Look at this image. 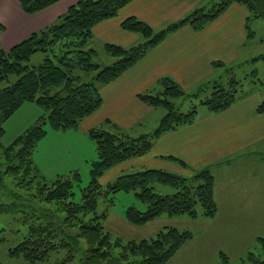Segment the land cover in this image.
<instances>
[{"label": "trees", "instance_id": "trees-1", "mask_svg": "<svg viewBox=\"0 0 264 264\" xmlns=\"http://www.w3.org/2000/svg\"><path fill=\"white\" fill-rule=\"evenodd\" d=\"M17 1L26 15L35 16L63 0ZM134 1L83 0L72 6L55 24L29 36L8 52L0 44V155L3 156V166L6 167L1 174H12L22 180V183L26 182V185L37 186L38 194L35 197L51 207L41 209L35 214L36 222L29 227L24 240L10 250L11 258H23L35 264L47 262L53 255L66 252V259L62 264L74 262L78 253L83 254V264H168L193 238L190 232L167 228L151 241L124 245L121 240H113L102 225L106 215L97 216L98 199L103 195L135 192L136 198L146 207L145 211L132 207L126 212V219L135 226H144L162 215L213 219L218 213L214 197L215 177L209 169L201 170L190 178L147 169L118 178L106 191L101 179L115 167L149 154L154 142L161 135L193 123L198 114V106H194L192 112L186 115L175 108L172 100L183 97L199 98L212 86L211 97L202 101L201 106L213 113L232 107L238 100L242 83L237 81L233 73L229 74V71L225 83H206L190 96H186L169 79H164L160 84L165 88L163 94L140 96V100L146 105L168 111L152 135L132 138L120 134L121 128L110 121L91 130L89 136L95 143L98 159L91 165V183L81 191L80 203L75 202L74 192L76 187H80L79 172L58 177L48 184L34 162L37 147L48 134L47 126L57 132L78 129L84 119L101 108L103 101L99 87L119 79L171 33L185 26L201 32L233 5L245 7L249 13L261 16L260 0H219L210 11L197 10L156 35L147 23L136 18L127 19L121 28L140 35L146 41L128 49L107 44L106 51L117 62L100 70L93 63L97 56L96 51H85L93 38V30L99 24L116 18L123 8ZM3 30L1 25L0 33ZM38 53L43 54V62L37 66L29 65ZM80 72H97V75L93 82L84 83ZM27 103L41 107L47 116L41 117L10 148L2 150L5 129L1 124L11 119ZM257 113L264 114V103L258 107ZM197 182L200 184L196 185ZM154 184L171 186L176 193L172 196H159L154 192ZM111 203L114 204L113 200ZM198 208L202 210L201 215ZM0 211L6 210L0 207ZM4 234L0 230V245L6 242ZM259 241L264 248V239ZM116 249H122L118 258L114 256ZM221 257L224 264H229L224 254ZM248 258L254 264H264V261H260L253 254ZM136 259H140V262L135 261Z\"/></svg>", "mask_w": 264, "mask_h": 264}, {"label": "crops", "instance_id": "crops-1", "mask_svg": "<svg viewBox=\"0 0 264 264\" xmlns=\"http://www.w3.org/2000/svg\"><path fill=\"white\" fill-rule=\"evenodd\" d=\"M81 1L63 0L36 15V21L31 22L17 0H0V24L5 33L10 34L7 40L12 45L11 49L29 36L55 24ZM216 1L135 0L123 8L116 18L99 24L95 30L108 35L112 32L113 37L109 36L107 42L128 49L141 44L143 40L138 34L122 30L121 25L127 19L136 18L155 31H163L197 10L209 9ZM247 11L245 7L233 5L201 32L185 26L171 33L119 79L99 87L103 103L96 113L84 119L78 129L55 133V138L71 136L72 144L75 145L79 139L90 138L89 132L104 126L107 121L124 129L137 124L143 128L142 136L152 135L145 131V123L158 109L146 105L140 96L156 95L164 79L173 81L186 92L194 91L206 83L224 81L222 71L226 67L249 59ZM262 103L242 99L220 113L207 109L197 114L192 124L161 135L149 154L115 168L123 171L141 166L184 178L209 169L215 177L214 197L219 214L232 207L234 196L238 194L228 177L233 161L250 150L256 152L264 147V114L257 113ZM256 193L260 199L261 194Z\"/></svg>", "mask_w": 264, "mask_h": 264}, {"label": "rangeland", "instance_id": "rangeland-1", "mask_svg": "<svg viewBox=\"0 0 264 264\" xmlns=\"http://www.w3.org/2000/svg\"><path fill=\"white\" fill-rule=\"evenodd\" d=\"M218 2L219 0L216 1V3ZM213 6L211 5L207 10L210 11ZM260 8L261 16L253 15L247 11L249 13V20L246 23L248 50H250L249 59L244 63L240 62L226 67V70L222 71L224 81L229 77L227 74L229 71V74L233 73L237 81L242 83L241 91L237 97L238 101L245 99L251 100V103H264V59H261L264 57V0H260ZM256 16L259 17L256 18ZM29 17L31 22L36 21V15ZM95 29L93 38L85 47V51H96L97 56L94 57L93 63L103 70L117 62L105 49L107 44H112L107 41L109 36L113 37V33L109 32L108 35ZM161 31L154 30V33L156 35ZM9 36V33H5V29L0 33V43L6 52L12 46L7 40ZM142 40L141 44L146 41L143 37ZM43 59V54L38 53L32 58L29 65L37 66L43 62ZM255 59L261 60L255 61ZM220 74H218L219 78ZM96 75L97 72L90 74L80 72L84 83L93 82ZM197 91L198 89L184 92L186 96H190ZM164 92L165 88L161 86L156 95ZM212 93L213 87L210 86L199 98L183 97L172 100V103L182 114L191 113L194 106H198V114H201L207 111L206 107L201 106V102L210 98ZM167 114L166 109L159 108L158 112H154V115L145 123V131L153 134ZM43 116H47L45 110L36 104L27 103L11 119L2 123L1 126L5 129L2 150L10 148L18 137ZM46 129L48 134L39 143L37 154L35 153L34 157L40 174L46 178L48 184H51L58 177L79 172L81 183L74 192L75 202L80 203L81 191L91 183V165L98 159L95 143L91 138H83L76 141L74 145L71 136L55 138L54 135L58 132L51 130L48 126ZM142 129L136 124L129 129L121 128L119 132L132 138H141ZM233 162V168L228 177L234 183L233 189L237 190L238 194L234 196L235 201L232 207L217 213L213 219H204L201 216L198 219H191L188 216L162 215L144 226H135L126 219V212L132 207L141 211L146 209L136 198L135 192L100 196L97 216L106 215V219L102 220L105 231L110 234L113 240H121L124 245L130 242L141 243L154 240L167 228L190 232L193 235L192 240L188 241L168 264H224L221 257L223 254L228 258L229 264H254L248 258L250 254L255 255L260 261H264V248L259 241V239H264V147L259 148L256 152L250 150ZM4 163L5 160L0 155V165H2L0 167V207H4L6 210L0 211V230L4 231L6 238V242L0 245V264H34L23 258H11L9 252L24 240L29 227L36 222L35 214L37 215L41 209L51 207L41 203L40 199L35 197L38 194L37 186L26 185V182L22 183V180H18V177L12 174L2 175L1 173L6 169L3 166ZM145 170L147 169L141 166L130 167L123 171L120 168H115L105 174L101 184L106 191L108 186L114 184L118 178ZM199 184V182L196 183V185ZM152 187L159 196H172L176 193V190L168 185L154 184ZM256 192L261 194L260 199L256 197ZM112 200L114 204L111 203ZM198 212L201 215V208H198ZM82 247L85 248V245ZM121 253L122 249H116L114 256L118 258ZM65 259L66 252H60L53 255L47 262L35 264H62ZM82 259L83 254L78 253L75 261L70 264H83ZM135 261L140 262V259Z\"/></svg>", "mask_w": 264, "mask_h": 264}]
</instances>
